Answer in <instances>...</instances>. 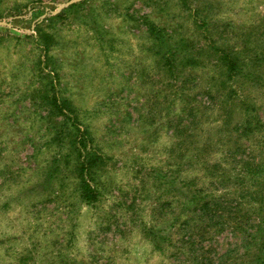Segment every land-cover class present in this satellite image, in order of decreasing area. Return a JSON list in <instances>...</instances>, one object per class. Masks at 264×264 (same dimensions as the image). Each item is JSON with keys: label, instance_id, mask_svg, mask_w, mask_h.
I'll list each match as a JSON object with an SVG mask.
<instances>
[{"label": "rangeland", "instance_id": "374dc122", "mask_svg": "<svg viewBox=\"0 0 264 264\" xmlns=\"http://www.w3.org/2000/svg\"><path fill=\"white\" fill-rule=\"evenodd\" d=\"M262 229L264 0H0V264H262Z\"/></svg>", "mask_w": 264, "mask_h": 264}, {"label": "trees", "instance_id": "16d2710c", "mask_svg": "<svg viewBox=\"0 0 264 264\" xmlns=\"http://www.w3.org/2000/svg\"><path fill=\"white\" fill-rule=\"evenodd\" d=\"M160 39L164 42L163 38H160ZM83 190L85 192L84 196L86 197L87 201L90 202L92 200V193H91L92 188H91L90 184L86 183V186H85V183H84ZM258 235L261 237V242H262L261 244L263 246L264 245V229L260 230ZM260 259H262L261 262H262V264H264V254L260 256Z\"/></svg>", "mask_w": 264, "mask_h": 264}]
</instances>
